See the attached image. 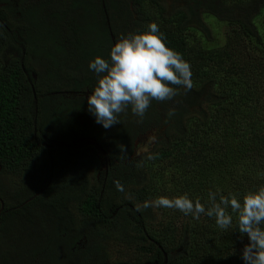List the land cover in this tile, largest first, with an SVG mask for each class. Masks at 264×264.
<instances>
[{"label": "trees", "instance_id": "1", "mask_svg": "<svg viewBox=\"0 0 264 264\" xmlns=\"http://www.w3.org/2000/svg\"><path fill=\"white\" fill-rule=\"evenodd\" d=\"M131 1L29 0L18 17L0 0V264H244L230 207L221 229L155 201L264 187V0ZM153 22L191 86L105 129L89 62Z\"/></svg>", "mask_w": 264, "mask_h": 264}, {"label": "clouds", "instance_id": "2", "mask_svg": "<svg viewBox=\"0 0 264 264\" xmlns=\"http://www.w3.org/2000/svg\"><path fill=\"white\" fill-rule=\"evenodd\" d=\"M89 70L98 80L87 97L88 111L105 129L120 123L119 115L129 106L134 115L143 118L152 100L166 101L175 95L172 85L191 86L190 64L167 46L165 34L154 22L143 32L122 37L111 47L109 59L95 57L89 62ZM116 186L123 190L119 182ZM209 202L205 208L185 194L174 199L162 196L155 204L178 209L196 219L200 214L214 216L221 229L233 223L227 211L230 207L238 215L239 232L248 238L241 257L244 264H264V187L246 194L242 203L232 194L221 195L217 202V193L213 192L209 193Z\"/></svg>", "mask_w": 264, "mask_h": 264}, {"label": "flooded vegetation", "instance_id": "3", "mask_svg": "<svg viewBox=\"0 0 264 264\" xmlns=\"http://www.w3.org/2000/svg\"><path fill=\"white\" fill-rule=\"evenodd\" d=\"M180 1H181V3H180V4H177L176 2H178V1H175V0H166L165 2H166V4H167V8L169 9V12H173V11L176 10L178 7H180V5H183V4L185 5L186 0H185V1L180 0ZM182 1H183V2H182ZM11 2H12V3H11V5H12L11 10H12V9L15 10V13H16L17 16L19 17V16H21V13L19 12V8L22 7V6H24V5H26V4H28V3H29V0H25L23 5H22V3L20 2V0H11ZM130 5H131V8H132V9L138 8V6H136L134 0L131 1ZM79 145H80V143H77V146H79ZM84 146H85V147H88L87 144L84 145ZM146 146H147V143H145V142H144V143H141L140 145H136V148H135V154H134V155L137 156V154H139L140 151L144 150L143 147H146ZM90 148L92 149L91 146H90Z\"/></svg>", "mask_w": 264, "mask_h": 264}, {"label": "water", "instance_id": "4", "mask_svg": "<svg viewBox=\"0 0 264 264\" xmlns=\"http://www.w3.org/2000/svg\"><path fill=\"white\" fill-rule=\"evenodd\" d=\"M85 95H89V94L86 93ZM148 135L151 136V135H153V133L152 132H149ZM147 141H148V139H146L145 136H142L141 138H139L136 141V145H140L141 143H144V142L147 143ZM86 142H87L88 145H93V146L97 147L98 149H100V146H99V144L96 141L87 140ZM0 201H1L2 205H3V202H2L1 199H0Z\"/></svg>", "mask_w": 264, "mask_h": 264}, {"label": "rangeland", "instance_id": "5", "mask_svg": "<svg viewBox=\"0 0 264 264\" xmlns=\"http://www.w3.org/2000/svg\"><path fill=\"white\" fill-rule=\"evenodd\" d=\"M113 254H114V255H113V258L115 257V259L118 260V254H117V252H114Z\"/></svg>", "mask_w": 264, "mask_h": 264}]
</instances>
